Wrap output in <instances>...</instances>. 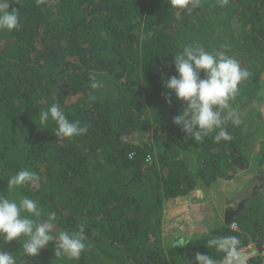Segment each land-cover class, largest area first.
Segmentation results:
<instances>
[{
    "label": "trees",
    "instance_id": "trees-1",
    "mask_svg": "<svg viewBox=\"0 0 264 264\" xmlns=\"http://www.w3.org/2000/svg\"><path fill=\"white\" fill-rule=\"evenodd\" d=\"M9 2L20 27L0 31V195L37 201L41 219L53 216L56 236L82 225L89 247L78 260L55 257L57 240L35 257L24 255L19 240H0V251L17 264H188L197 252L221 259L206 247L215 236H238L241 249L264 237V141L255 145L258 171L228 224L177 249L165 248L161 233L165 201L249 168L261 121L251 105L264 75V0H200L192 11L170 0ZM193 44L226 51L250 73L230 101L241 123L224 125L229 140L214 139L219 129L196 140L172 122L179 110L173 94L166 103L164 82L177 75L174 56ZM90 75L104 87L92 90ZM53 103L87 133L57 138L53 121L44 129L39 114ZM150 113L165 127L156 148L136 139ZM21 169L39 182L8 192ZM247 264H262L260 255Z\"/></svg>",
    "mask_w": 264,
    "mask_h": 264
},
{
    "label": "clouds",
    "instance_id": "clouds-1",
    "mask_svg": "<svg viewBox=\"0 0 264 264\" xmlns=\"http://www.w3.org/2000/svg\"><path fill=\"white\" fill-rule=\"evenodd\" d=\"M226 3V0H223ZM200 0H170L173 8L192 11L199 7ZM9 0H0V31H14L20 27L19 11H9ZM174 75L165 80L167 90L165 101L171 104V94L186 104V109L173 117V124L188 136L200 140L206 133L219 129L214 139H231L224 128L229 121L238 126L241 123L239 113L232 109L230 101L239 91V85L246 80L250 73L243 69L237 59L222 50H206L203 46L193 44L183 46L173 59ZM203 73V78H201ZM90 88L99 90L104 87L101 80L90 75ZM92 100L95 95H90ZM39 124L48 128L49 121L56 124L57 138L71 139L87 133V127L81 122L70 121L59 103L51 104L46 110H41ZM37 173L29 169H21L11 176L8 192L13 188L34 185L39 182ZM43 213L37 201L22 197L19 200L9 199L0 195V240L4 243L19 240L25 256H38L42 249L57 240L55 257H66L78 260L89 245L86 243L85 229L81 225L77 231H60L58 236L53 234L54 225L51 217L41 219ZM233 228L236 225H232ZM187 241L177 238L174 248L187 246ZM206 247L215 248L222 257L219 261L208 254L195 253L194 260L188 264H242L241 240L238 236H215L207 240ZM0 264H17L16 256L9 252L0 251Z\"/></svg>",
    "mask_w": 264,
    "mask_h": 264
},
{
    "label": "crops",
    "instance_id": "crops-1",
    "mask_svg": "<svg viewBox=\"0 0 264 264\" xmlns=\"http://www.w3.org/2000/svg\"><path fill=\"white\" fill-rule=\"evenodd\" d=\"M255 175L249 162V168L237 173L231 180H219L207 190L196 187L183 197L165 201L161 227L164 247L169 248L180 237L187 241L205 236L225 224L228 209L235 208L231 204L232 197L245 192ZM211 204H214L213 209H209ZM254 246L249 244L242 248V254ZM259 255L264 264V252Z\"/></svg>",
    "mask_w": 264,
    "mask_h": 264
},
{
    "label": "rangeland",
    "instance_id": "rangeland-1",
    "mask_svg": "<svg viewBox=\"0 0 264 264\" xmlns=\"http://www.w3.org/2000/svg\"><path fill=\"white\" fill-rule=\"evenodd\" d=\"M260 86L261 87H260L258 98L252 102L251 108L256 110L259 113L261 121H257V123H259L258 127H256L257 132L251 138V141H250L251 146H249V148L247 149L249 162H251L252 169L255 170V172H257L258 170H257V166H256V157H255V154L253 153V151H254L256 144H258L261 141H264V75H262V77H261ZM173 97H174V102H175V104L179 110V114H180L186 109V104L183 101L178 100L175 97L174 93H173ZM148 117H149V120L151 121L149 128L144 133H142V136L140 135L136 139H137V141H140V139H149L153 148H156V145L159 143V138H157V136L160 133V131L165 127L156 123V115H153L152 113H150ZM248 189L249 188L247 187L245 192H242V193H246V191ZM239 195L240 194H236L234 197H232L233 203H231V204L233 206H236L237 203L239 204V202H238L239 201ZM224 203H226V202H224ZM212 205H214V204H211L209 209H213ZM206 210H208V208H206ZM50 217H51L52 223L55 227L54 218L52 215ZM53 230H54V228H53Z\"/></svg>",
    "mask_w": 264,
    "mask_h": 264
},
{
    "label": "water",
    "instance_id": "water-1",
    "mask_svg": "<svg viewBox=\"0 0 264 264\" xmlns=\"http://www.w3.org/2000/svg\"><path fill=\"white\" fill-rule=\"evenodd\" d=\"M243 203H239L236 207L235 210L233 209H228L227 211V217H226V220H225V224H228L231 217L236 214L237 212H239L240 208L242 207ZM264 252V237L258 241V243L255 244L254 248L250 249L249 252H246V253H243L242 254V257H243V260H242V264H245L250 258H253L255 257L256 255L260 254Z\"/></svg>",
    "mask_w": 264,
    "mask_h": 264
},
{
    "label": "built area",
    "instance_id": "built-area-1",
    "mask_svg": "<svg viewBox=\"0 0 264 264\" xmlns=\"http://www.w3.org/2000/svg\"><path fill=\"white\" fill-rule=\"evenodd\" d=\"M144 162H145V163H150V162H151V157H150V155H147V156L145 157ZM232 225H233V224H231V226H230L231 229H236V228H237V226H236L235 228H233ZM234 225H235V224H234Z\"/></svg>",
    "mask_w": 264,
    "mask_h": 264
}]
</instances>
